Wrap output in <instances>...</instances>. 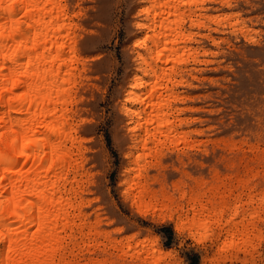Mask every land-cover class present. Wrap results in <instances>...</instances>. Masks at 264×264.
Masks as SVG:
<instances>
[{"label":"rangeland","instance_id":"1","mask_svg":"<svg viewBox=\"0 0 264 264\" xmlns=\"http://www.w3.org/2000/svg\"><path fill=\"white\" fill-rule=\"evenodd\" d=\"M60 1L78 54L66 108L84 138L73 147L81 185L72 184L83 232L65 237L69 261L264 264V0L169 7L168 18L181 21L166 23L178 35L168 45L183 62L158 60L151 71L153 53L141 63L135 51L142 47L134 44L152 31L137 26L150 20L152 11L139 9L151 0ZM136 75L142 84L132 89L141 97L155 80L156 96L171 99L161 110L169 126L156 138L141 139L142 127L131 130L135 119L123 110ZM189 217L200 226L179 247L175 227Z\"/></svg>","mask_w":264,"mask_h":264},{"label":"bare ground","instance_id":"2","mask_svg":"<svg viewBox=\"0 0 264 264\" xmlns=\"http://www.w3.org/2000/svg\"><path fill=\"white\" fill-rule=\"evenodd\" d=\"M155 2L159 3L158 8L151 9V7H154L153 4ZM177 5L178 4L176 3V0H151L149 6H142L141 9H139L140 13H143L145 15L151 13L150 11H152V16L148 22H137L138 27H145L147 29H151L152 31L149 35L148 33H145L144 39L142 37V40L136 39L134 41L135 46L142 47L143 53L135 51L137 52V57L142 60V62L140 61L141 63H144L143 61L145 60V55L147 53H153V56L151 54V59L153 62L148 66L149 69L151 68L150 71L153 70L154 66L156 65V61L158 62V60H160V62H170L174 60L179 63V61H177L178 57L177 55H175V51L177 49H173L172 46L176 43V41H178L176 40L178 35H176L174 31V26H177L178 24L176 25L175 23H179L181 20L180 17L174 16L172 20L175 22H173L167 16L169 14V7L173 6V9H175ZM45 7L49 8L51 11L43 13L41 19L51 21V23L47 25L43 23H36L35 17L30 18L21 15L19 18L22 22L16 26L17 31L12 38L7 40V45L11 46L8 49L9 52L11 53V49H16V53L15 55H13L12 60H3L2 58H0V63H3L5 65L3 69H0V87L11 88L10 92L0 93V131H5L6 128L9 127L18 128L19 122L27 118V112H20L14 109L24 106L27 107L29 112H36L38 110L41 115L38 118H35V131L30 134L29 138L35 139L37 137L43 136L45 140L43 151H40L35 146H33V149L30 152H25L23 154H16L14 152L9 153L3 149H0V166H2L3 169L7 170L10 175L21 173L33 177L34 174H42V178L46 181V183L51 182L55 188L60 189L58 193L55 191L49 193L51 200H58L59 204L53 206V204L50 203L48 209L43 213V215H41L38 210L35 218V223H33L29 228V232L32 234V240L36 241V243L33 248L29 249L28 258L37 262L42 260L44 264H55L54 260H56V262H62L63 264H71L72 262L73 264H75V261H69L70 258H67L62 246L63 242H68L65 241V237L70 238L69 235L70 233H72L74 228H78V232L82 227V225H80L81 221L78 222L80 219L77 222L75 220L77 216L80 217L79 201H75L77 192L75 186H72L73 183L77 184L78 180V178L76 179L75 177V171L78 161L74 156L75 152L73 147L75 145V142H79L80 135L78 136L76 134V129L71 122L72 118L68 114V107L66 106L68 100L71 101L70 90L73 89L71 88V86L76 81L73 74V70L76 68V66L73 65V63L78 59V54L76 53L75 41L72 37L73 35L70 34V29L72 26L67 15L65 4L61 3L60 0H52V3L46 5ZM16 15V12L0 14V24H5L6 28L10 29L12 27L11 20L13 18H16ZM176 19H179L180 21H177ZM171 22L174 23V26H172L171 24L169 25V27L172 26V28H169L166 23ZM28 23L32 24L31 28L27 27ZM170 30L171 32H169ZM178 33L179 31L177 32V34ZM180 35L181 34H179V37ZM146 40L149 41V44L145 42ZM4 41L5 38H0V43H4ZM159 41H161V44L159 43ZM168 44H171L172 48H170ZM167 49H169L170 54L165 55L168 53ZM164 55L166 56V58H164ZM162 56L165 60L162 58ZM37 57H39V65L38 67H34V63L36 62ZM172 62H170V64L174 63ZM177 63H175V66ZM22 65L26 66V74L18 75L17 73ZM160 69L162 70V66ZM38 71H45V80L49 79L47 72L54 71L55 73V75L51 78L47 91L41 92L39 104L36 103L35 92L36 81L39 80V76H34L32 74L33 72ZM153 72L156 73V71ZM152 73H149L150 76ZM155 73H153L155 77L156 75L158 77H161L164 72L159 74ZM149 74L147 72L144 75ZM5 76L8 77L7 81L2 79ZM136 76L133 78L134 84L131 85V89L126 92V95L124 97V101H128L130 104H125L123 106V110L125 113H130V116L134 117L135 119V123L130 126L131 130L142 127L143 134H140L141 139H146V136L148 135L156 138L155 136L157 134L160 135L159 133H161V131H165L160 130V127L164 124L166 125L167 123H169V121H167V115H165V112H161L162 107L166 106V101H163V97L159 99V97L156 96L155 88L158 85L156 86V84L154 83L156 82L155 80L154 82H149V90L148 92H145V94H147L141 97V95L137 91L132 89L142 84V77ZM12 78H16L17 80V83L14 87L11 84ZM168 78L169 77H166V80ZM166 80L165 82H163L164 84L166 83ZM178 83L179 82H177L176 84ZM161 90L157 89V91H160L159 93H161ZM13 95L20 98L16 100L8 99V97ZM159 95L160 94H158V96ZM165 99L171 100L168 98ZM132 103H138V106H135ZM146 108L149 109L148 114H146V111L148 110H145ZM49 109L54 113V115L51 117L44 114ZM142 112L145 113V118L141 119L143 120L141 122L140 116H142ZM149 123L151 125L155 124L153 125L154 127L152 126L153 130L149 129V126L151 127ZM42 125H47V127H42ZM52 129H55V131L53 132ZM165 134L166 132L163 135ZM49 137H55L56 139L49 141ZM145 142L142 141L141 143L144 145ZM78 147L80 146L76 145L75 149L78 150ZM79 153L82 152L79 151ZM77 185H79L78 187H80L81 184ZM78 200L81 201V198ZM82 216L83 215H81V217ZM83 221L84 220H82V222ZM19 227L20 224L18 222L11 220L9 222L0 223V231L8 233L7 242L0 243V264H7V261L9 259H18L20 257V253L18 251H8L9 248L13 247V230L18 229ZM89 227L91 228V225ZM91 230L88 231L92 233ZM88 231L86 230V237L89 233ZM74 238L76 239V236H74ZM77 241L78 240H76V242ZM64 246H66V244ZM73 248L71 249L73 250ZM70 252L73 251L70 250ZM73 253H70V255ZM72 256L73 255H71V258L74 257ZM84 261L82 262L84 263ZM96 261L99 260L96 259ZM76 262H78L77 259ZM78 264H80V262Z\"/></svg>","mask_w":264,"mask_h":264},{"label":"clouds","instance_id":"3","mask_svg":"<svg viewBox=\"0 0 264 264\" xmlns=\"http://www.w3.org/2000/svg\"><path fill=\"white\" fill-rule=\"evenodd\" d=\"M227 2V0H224ZM52 3V0H0V14L16 12V18L11 20L12 27L6 28L5 24H0V38H5L4 43H0V58L3 60H12L13 55L16 53V49H11L9 52L10 45H7V40L12 38L17 31V25L22 21L20 16L35 17L36 23L49 24L51 21L42 20L41 16L43 13L50 12L51 10L46 5ZM177 4H188V5H201L204 0H176ZM193 26L205 27L203 23L197 24L194 20ZM28 28L32 27L31 23L27 24ZM187 40H191L192 35L184 37ZM18 47V46H17ZM15 62V61H13ZM183 61H181L182 63ZM39 57H37L34 67H38ZM5 65L0 63V69H3ZM46 71V70H45ZM45 71L33 72L34 76H39V80L36 81V103L40 102L41 92H46L48 85L50 84L51 78L55 75L54 71L47 72L49 77L48 80L44 79ZM18 75L26 74V66L22 65L17 73ZM2 79L8 80L5 76ZM17 83L16 78H12L11 84L14 87ZM10 87H0V93L10 92ZM18 96H10L8 99L16 100ZM20 112H27V118L19 122L18 128H6L5 131H0V149H3L9 153L23 154L30 152L33 146L43 151L45 140L43 136L35 139H30L29 136L35 131V118H38L41 113L37 110L36 112H29L27 107L21 106L14 109ZM48 116H53L54 113L49 109L46 113ZM47 127V125H42ZM54 132L55 129H52ZM56 139L55 137H49V141ZM59 192V188H55L51 182H47L42 178V174H34L33 177L27 174L15 173L10 175L7 170L0 166V223L11 221L18 222L20 227L13 230V247L9 248L8 251H18L20 257L18 259H9L7 264H44L41 260L39 262L29 259V249L35 246L36 241L32 240V234L29 232V228L35 223L37 211L40 214L48 209L49 204L53 206L59 204V201H52L49 193ZM11 193V194H9ZM200 226V220L189 217L180 223L176 224V244L179 247L184 246V242L189 234H194ZM8 233L0 231V243L7 242Z\"/></svg>","mask_w":264,"mask_h":264},{"label":"snow or ice","instance_id":"4","mask_svg":"<svg viewBox=\"0 0 264 264\" xmlns=\"http://www.w3.org/2000/svg\"><path fill=\"white\" fill-rule=\"evenodd\" d=\"M157 231H159V229H157Z\"/></svg>","mask_w":264,"mask_h":264}]
</instances>
